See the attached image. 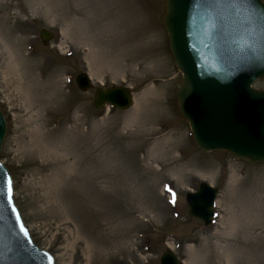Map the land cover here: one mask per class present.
<instances>
[{
  "label": "rangeland",
  "instance_id": "rangeland-1",
  "mask_svg": "<svg viewBox=\"0 0 264 264\" xmlns=\"http://www.w3.org/2000/svg\"><path fill=\"white\" fill-rule=\"evenodd\" d=\"M165 11V0H0V158L55 264H161L167 250L185 264H264V162L196 145ZM122 84L129 108L94 106L98 87ZM203 181L219 193L208 227L186 198Z\"/></svg>",
  "mask_w": 264,
  "mask_h": 264
},
{
  "label": "water",
  "instance_id": "water-1",
  "mask_svg": "<svg viewBox=\"0 0 264 264\" xmlns=\"http://www.w3.org/2000/svg\"><path fill=\"white\" fill-rule=\"evenodd\" d=\"M164 22L170 48L183 73L177 96L196 145L224 150L250 163L264 162V0H165ZM48 40L53 32L41 29ZM82 91L94 88L90 75L76 76ZM129 85L98 87L94 106L127 109ZM7 120L0 104V152ZM11 181V199H9ZM218 188L201 182L187 194L190 213L210 225ZM0 264H54L52 254L33 240L13 197V179L0 161ZM161 264H182L167 250Z\"/></svg>",
  "mask_w": 264,
  "mask_h": 264
},
{
  "label": "snow or ice",
  "instance_id": "snow-or-ice-1",
  "mask_svg": "<svg viewBox=\"0 0 264 264\" xmlns=\"http://www.w3.org/2000/svg\"><path fill=\"white\" fill-rule=\"evenodd\" d=\"M11 181H9V188H8V192H9V199H11Z\"/></svg>",
  "mask_w": 264,
  "mask_h": 264
},
{
  "label": "bare ground",
  "instance_id": "bare-ground-1",
  "mask_svg": "<svg viewBox=\"0 0 264 264\" xmlns=\"http://www.w3.org/2000/svg\"><path fill=\"white\" fill-rule=\"evenodd\" d=\"M217 203H218V198H217V200H216V207H217Z\"/></svg>",
  "mask_w": 264,
  "mask_h": 264
}]
</instances>
